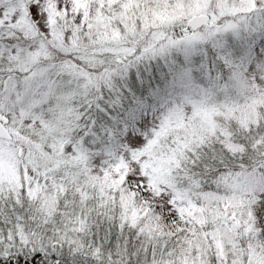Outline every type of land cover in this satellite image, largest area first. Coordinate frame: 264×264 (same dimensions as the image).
<instances>
[{"label":"snow or ice","instance_id":"snow-or-ice-1","mask_svg":"<svg viewBox=\"0 0 264 264\" xmlns=\"http://www.w3.org/2000/svg\"><path fill=\"white\" fill-rule=\"evenodd\" d=\"M0 264H264V0H0Z\"/></svg>","mask_w":264,"mask_h":264}]
</instances>
